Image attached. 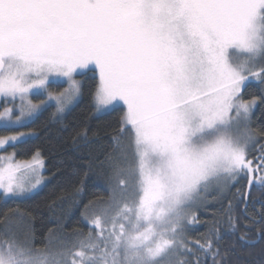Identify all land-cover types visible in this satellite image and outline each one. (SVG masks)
<instances>
[{
    "label": "snow or ice",
    "instance_id": "6c2138e0",
    "mask_svg": "<svg viewBox=\"0 0 264 264\" xmlns=\"http://www.w3.org/2000/svg\"><path fill=\"white\" fill-rule=\"evenodd\" d=\"M85 80L96 114L121 113L111 151L96 158L109 196L81 204V180L70 196L88 231H63L59 218L43 247L13 227L30 214L9 209L0 264H264V195H252L264 194V130L253 127L264 0H0V131L11 133L0 135V199L39 194L41 150L16 159L38 133L18 129L49 109L51 120L71 113ZM88 133L73 138L77 152L94 143ZM210 202L219 214L193 240L208 224L194 209Z\"/></svg>",
    "mask_w": 264,
    "mask_h": 264
},
{
    "label": "trees",
    "instance_id": "16d2710c",
    "mask_svg": "<svg viewBox=\"0 0 264 264\" xmlns=\"http://www.w3.org/2000/svg\"><path fill=\"white\" fill-rule=\"evenodd\" d=\"M78 78L83 79L79 76ZM62 86L65 87V85ZM91 86V81L85 80L83 98L72 112L67 113L63 119L59 120L56 118L51 120L50 115L53 109H49L28 128L19 130L28 131L35 129L38 137L29 144L22 145L21 150L17 152L16 159H28L33 150H41L45 157L46 167L44 174L48 181L39 194L31 199L8 202L0 199V217H3L9 209L16 208H19L25 214H30L31 219L26 215L22 222L18 225L14 223L13 227L18 234H22L23 231L31 228L35 235V245L37 247L44 246L45 237L49 229L60 231L59 218H62L60 222L63 224V231L69 233L73 229H83L85 233L88 231L87 226L80 222L81 208L72 205L70 196L74 189L80 186L81 180L84 181V195L81 204L97 197L107 200L109 196L106 184V177L109 175V171L107 169L102 170L97 166L96 158H103V153L99 151L101 145H103L105 152L111 151L110 135L114 134L119 127V116L121 113L114 111L97 115L89 95ZM253 93L258 94L257 89H249L245 94V98H248ZM253 127L264 130V107H258L253 113ZM83 128L89 129V137L94 140V143L90 149L81 147V150L77 152L72 140L76 133ZM8 133L0 131V135ZM93 133H97L98 138L93 137ZM89 163L93 165L91 168L88 167ZM85 173H87L86 179ZM254 192L255 190H253L252 195ZM61 196L64 197L63 200L58 199ZM54 200L57 202V206L54 210H51L49 205ZM208 200L211 201V196L208 197ZM197 212V216L201 221H207L208 224L202 223L195 231L189 232V236L193 240L200 238L202 234L207 232L213 220V213L219 214V205L210 202L207 204L206 210L200 208ZM237 214L240 217V226L243 228L245 221L242 220L246 218L240 214L239 207H237ZM230 243V239L225 241L226 246ZM237 248H239V245H237ZM232 258L234 260L237 259L235 256ZM238 260L239 264H256L254 259H249L245 256H240Z\"/></svg>",
    "mask_w": 264,
    "mask_h": 264
},
{
    "label": "rangeland",
    "instance_id": "374dc122",
    "mask_svg": "<svg viewBox=\"0 0 264 264\" xmlns=\"http://www.w3.org/2000/svg\"><path fill=\"white\" fill-rule=\"evenodd\" d=\"M77 79H79V78L77 77ZM64 85H65V87L67 86L66 84H64ZM17 103H19V101H17ZM2 104H3V101L0 100V106H2ZM9 106H11V105H9ZM65 115H66V114H65ZM65 115H64V117H65ZM97 115H102V114H97ZM64 117H63V118H64ZM63 118H62V119H63ZM57 119L61 120V118H59V117H57ZM15 130H17V129H13V130H11V131H15ZM18 130H20V129H18ZM8 134H11V133H8ZM6 135H7V134H6ZM8 152H11V150H8ZM5 154H6V153H5ZM44 173H45V170L42 172V175L45 176ZM45 177H46V176H45ZM46 178H47V177H46ZM47 181H48V178L46 179L45 184L47 183ZM45 184H44V185H45ZM44 185H43V186H44ZM43 186H42V188H43ZM42 188H41V189H42ZM194 210L196 211V214L198 215V212H197L198 209H194Z\"/></svg>",
    "mask_w": 264,
    "mask_h": 264
},
{
    "label": "flooded vegetation",
    "instance_id": "af4514ba",
    "mask_svg": "<svg viewBox=\"0 0 264 264\" xmlns=\"http://www.w3.org/2000/svg\"><path fill=\"white\" fill-rule=\"evenodd\" d=\"M256 194V195H255ZM262 195H264V194H262V193H260V192H258V191H256L255 190V192L253 193V196H256V197H260V196H262ZM242 221H245V219H243Z\"/></svg>",
    "mask_w": 264,
    "mask_h": 264
}]
</instances>
